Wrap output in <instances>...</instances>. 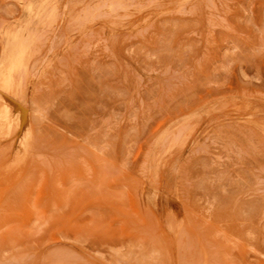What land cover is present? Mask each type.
Wrapping results in <instances>:
<instances>
[{
    "label": "rangeland",
    "instance_id": "1",
    "mask_svg": "<svg viewBox=\"0 0 264 264\" xmlns=\"http://www.w3.org/2000/svg\"><path fill=\"white\" fill-rule=\"evenodd\" d=\"M0 264H264V0H0Z\"/></svg>",
    "mask_w": 264,
    "mask_h": 264
},
{
    "label": "bare ground",
    "instance_id": "2",
    "mask_svg": "<svg viewBox=\"0 0 264 264\" xmlns=\"http://www.w3.org/2000/svg\"><path fill=\"white\" fill-rule=\"evenodd\" d=\"M20 42H21V40H20ZM19 42V43H20ZM19 46V45H18ZM26 46V45H25ZM19 48V47H18ZM24 49V48H23ZM22 48H21V46H20V48H19V52H18V55L16 54V58L11 62V64H10V66L8 67V69L6 70L7 72L6 73H4V76H3V79H6V80H4L5 81V83L6 82H8L7 84H9V82L10 83H12V81L13 82H15V81H17V79H14L13 80V77L15 76L14 75V72H15V70L17 69V71L18 70H20V67L19 66H24V64H23V62H22V59L24 58V50H23ZM27 53V52H26ZM29 55V54H28ZM23 64V65H22ZM19 67V68H18ZM18 74V73H17ZM1 76V77H2ZM4 77H6V78H4ZM14 78H16V77H14ZM3 84H4V82H3ZM11 85H13V84H11ZM3 86V85H2ZM5 86V85H4ZM13 86H15V85H13ZM7 88H9V87H7Z\"/></svg>",
    "mask_w": 264,
    "mask_h": 264
}]
</instances>
